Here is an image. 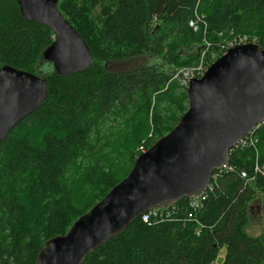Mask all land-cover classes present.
I'll list each match as a JSON object with an SVG mask.
<instances>
[{
	"label": "trees",
	"instance_id": "1",
	"mask_svg": "<svg viewBox=\"0 0 264 264\" xmlns=\"http://www.w3.org/2000/svg\"><path fill=\"white\" fill-rule=\"evenodd\" d=\"M58 10L92 53L84 71L57 75L41 60L51 29L25 20L16 0H0V67L47 82L40 107L0 143V264H35L48 239L66 234L127 176L142 141L147 150L175 127L187 97L172 79L206 50L202 29L188 26L195 10L207 23L206 63L233 36H264V0H59ZM146 57L150 64L131 71L108 70ZM254 138L231 150L233 171L218 176L197 213L202 228L187 219L183 199L177 221L139 217L82 264H214L222 247L221 264H264V232H246L250 204H264V180L253 175L256 162L264 167V122Z\"/></svg>",
	"mask_w": 264,
	"mask_h": 264
},
{
	"label": "water",
	"instance_id": "2",
	"mask_svg": "<svg viewBox=\"0 0 264 264\" xmlns=\"http://www.w3.org/2000/svg\"><path fill=\"white\" fill-rule=\"evenodd\" d=\"M23 18L48 26L52 44L41 60L57 75L84 71L93 56L58 10L59 0H16ZM177 74V73H175ZM47 95L41 75L0 67V143ZM187 110L175 127L138 155L127 176L64 235L48 239L35 264H82L122 235L142 214L198 198L211 175L230 162V150L264 121V47L236 45L186 88Z\"/></svg>",
	"mask_w": 264,
	"mask_h": 264
},
{
	"label": "built area",
	"instance_id": "3",
	"mask_svg": "<svg viewBox=\"0 0 264 264\" xmlns=\"http://www.w3.org/2000/svg\"><path fill=\"white\" fill-rule=\"evenodd\" d=\"M188 26L194 32H197L200 29H202V33L204 36L203 43H204V46L206 47L205 52L209 51V49L211 48V44L206 41V37H205L207 35V23L205 21L204 15L202 13H199L197 10H195L192 18L188 22ZM247 44L258 45L260 48H263L264 47V36L262 38L259 36H249V35L233 36L231 39L225 40L222 43H218L216 45L217 52H210V56H209L210 61H208L207 63L204 61V58H203L205 54L204 52L201 56L199 63L196 66L191 67V68H185L183 71L178 72L174 77L181 76V79H180L181 84L183 87L187 88L189 80L193 78L202 77L203 74L206 72L208 66L210 65L208 63L209 62L212 63V61L214 62V60H217L218 58L216 59V57L219 54L220 56H222L226 53L228 49L236 45H247ZM259 125L255 127V129L252 131L251 134L244 136L239 141V143H237V145H235L231 150L238 148V147L243 148L246 146H254L256 143V139L254 138V133H255V130L259 127ZM141 152H144V150ZM231 171H233V168L230 167L229 164L224 166L221 170L214 171L211 175L210 184L205 190V192H203V194L198 198L186 199V206H187L186 209L188 213L187 219L195 223L199 229L202 228V225L199 223L196 217L197 213L202 210L204 201L207 200V198L213 192V188L214 186H216V181H217L218 176L221 175L222 173L231 172ZM253 175L254 177L256 175H259L264 180V167H261L256 162L253 168ZM240 177L241 179H244L247 182H251L254 179V177L249 179L247 177L246 172L244 171L240 172ZM177 212H178V209L176 208V205H174L171 207H167L165 209H153V210L147 211L146 213L142 214L140 218L143 223L147 225H154L157 223L173 220L174 219L173 217L174 215L177 214ZM174 220L177 221L178 219H174Z\"/></svg>",
	"mask_w": 264,
	"mask_h": 264
},
{
	"label": "rangeland",
	"instance_id": "4",
	"mask_svg": "<svg viewBox=\"0 0 264 264\" xmlns=\"http://www.w3.org/2000/svg\"><path fill=\"white\" fill-rule=\"evenodd\" d=\"M151 61L146 58H136L131 60H125L121 62H112L108 64V70L111 72H122V71H131L135 68L142 67L144 65L150 64ZM197 64L193 65L192 67L196 66ZM185 68L182 67L178 70V72L183 71ZM181 76L173 77L172 80L176 81L179 86L185 90L186 88L181 84ZM151 134H149V137ZM145 141V140H144ZM144 141L141 142V145L136 149L137 152L143 153L141 151H146ZM156 142V141H155ZM257 160V156L256 159ZM261 166V165H260ZM246 232L250 236H258L264 232V204L260 201V199H255L249 206V223L246 227ZM225 254V247H222L219 250L218 256L214 262V264H221Z\"/></svg>",
	"mask_w": 264,
	"mask_h": 264
}]
</instances>
